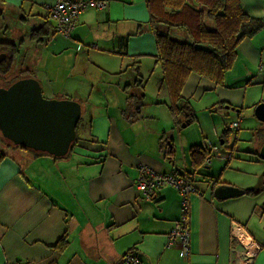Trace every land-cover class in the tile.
Instances as JSON below:
<instances>
[{"label":"crops","instance_id":"crops-1","mask_svg":"<svg viewBox=\"0 0 264 264\" xmlns=\"http://www.w3.org/2000/svg\"><path fill=\"white\" fill-rule=\"evenodd\" d=\"M98 1L105 7L88 8L64 38L56 34L48 15L56 0H0L2 43L17 50L6 76L27 49L48 52L51 56L45 58L52 64L43 70L21 63L19 74L7 83L34 77L45 98H71L82 107L77 141L63 158L16 148L0 135V264H120L128 252L142 264H232L239 246L233 234L240 231L262 246L253 264H264V173L259 178L241 170L228 174L232 150L227 158L218 148L230 135L237 142L247 121L256 126L249 114L264 103V0H240L245 14L261 27L239 43L223 81L196 73L187 77L177 106L188 105L192 120L170 109L148 0ZM189 4L198 7L194 0ZM43 27L49 28L48 34L33 39V31ZM0 58L4 62L10 57L5 52ZM134 62H139L143 87H134ZM88 72L102 79L85 82ZM76 74L84 80L74 86ZM148 75L147 87L143 77ZM141 93L142 109L127 115L129 96ZM233 124L237 129L231 130ZM257 126L253 151L262 160L263 125ZM193 147L206 150L210 165L194 167ZM213 157L227 158L226 164L212 163ZM140 166L189 175L196 186L198 194L189 200L188 257L177 242L168 246L182 216L179 192L167 186L145 202L135 187ZM223 186L244 193L218 199L214 191ZM62 239L67 244L59 248Z\"/></svg>","mask_w":264,"mask_h":264},{"label":"trees","instance_id":"trees-1","mask_svg":"<svg viewBox=\"0 0 264 264\" xmlns=\"http://www.w3.org/2000/svg\"><path fill=\"white\" fill-rule=\"evenodd\" d=\"M194 1L198 6L197 8L191 6L189 0L147 1L151 29L156 38V60L163 73L162 85L168 89L171 97L170 109L173 113H176V110L181 111V113L186 115L187 120L194 118L190 107L188 105H184L181 108L177 106V102L181 99V90L187 77L191 73H196L217 83H221L225 73L231 69L235 61L239 43L244 38L253 36L261 27L260 21L252 20L245 14L240 0ZM48 15L50 18V13ZM175 28L184 31L187 29L188 40L181 41L171 36L170 32ZM44 32L47 35L49 28L43 27L34 30L32 38L38 39L39 35ZM5 52L7 58H10L0 63V78L2 79L11 70V58L16 55V46L0 43V53ZM130 68L136 77L134 87H143L139 74V62H134ZM27 75L28 73L25 72L23 77ZM30 78L34 77L26 79ZM18 80H23V78ZM10 84L8 83V86ZM144 99V93L130 95L127 115L139 113L144 105ZM131 116L129 117L131 118ZM76 132L78 135L79 125ZM228 132H225V137L228 136ZM1 139H4L2 135ZM76 141L77 136L71 146L70 152L73 150ZM12 145L16 148L30 151L33 154H45L32 151L21 145ZM190 155L192 163L196 168L203 165L205 159L209 156L206 150L201 147H193ZM182 176H186L191 180L189 175ZM246 193L250 195L260 194V192L255 190H248ZM66 244L67 241L62 239L58 247L62 248Z\"/></svg>","mask_w":264,"mask_h":264},{"label":"water","instance_id":"water-1","mask_svg":"<svg viewBox=\"0 0 264 264\" xmlns=\"http://www.w3.org/2000/svg\"><path fill=\"white\" fill-rule=\"evenodd\" d=\"M81 115L82 107L77 101L45 98L37 79L18 80L0 88V135L12 144L32 151L54 158L67 156L76 139ZM254 115L263 125L260 131L264 137V103L256 106ZM259 156L264 160V143ZM243 193L231 186L214 191L218 199H229Z\"/></svg>","mask_w":264,"mask_h":264},{"label":"built area","instance_id":"built-area-1","mask_svg":"<svg viewBox=\"0 0 264 264\" xmlns=\"http://www.w3.org/2000/svg\"><path fill=\"white\" fill-rule=\"evenodd\" d=\"M105 5V2L98 0H56L49 10L56 34L69 38L83 12L88 8L103 9ZM235 129H237V124L231 126V130ZM210 163L211 157L208 156L205 164L210 165ZM167 186L175 188L182 199V216L168 236V246L177 242L182 255L188 257L190 252L189 200L191 195L198 194L196 186L186 176L158 173L147 166L138 167L135 187L142 194L145 202L152 201L156 194ZM240 232V234H233L234 238L239 241V246L234 250L232 264H253L262 246L255 243L244 231ZM120 264L142 263L133 252H128L123 256Z\"/></svg>","mask_w":264,"mask_h":264},{"label":"rangeland","instance_id":"rangeland-1","mask_svg":"<svg viewBox=\"0 0 264 264\" xmlns=\"http://www.w3.org/2000/svg\"><path fill=\"white\" fill-rule=\"evenodd\" d=\"M2 8L0 7V43H2ZM15 23V21L13 22ZM208 26V25H207ZM211 28V27H210ZM187 29L181 30L179 28H175L172 29L171 36H173L175 39L181 40V41H187L188 40V33L186 32ZM39 56H43L42 58H39ZM45 56H51L48 52H38V53H34V51L32 49L28 50L26 52H24L23 54H21L15 63V66L12 70V72L5 77V79L0 78V88L8 85L7 81H10L16 74H19V65L21 63H32V67L34 68H42L43 70H47V68H49L50 66H52L51 63H49L48 59L45 58ZM1 57V55H0ZM2 62V60L0 61V63ZM149 64L153 63L150 62L148 60ZM54 63V62H53ZM58 63H60L58 61ZM56 61V65L59 66ZM63 65V64H62ZM148 71V67L147 69H145ZM144 70V71H145ZM143 71V72H144ZM154 71V70H153ZM17 72V73H16ZM66 73V69H64V67L62 68V74ZM88 76L89 78L85 81V82H89L90 80L97 82L99 81L100 77L102 79V76H98V74H91V72H88ZM150 77L151 76H145L143 77L146 86L148 87V85H151L150 83ZM55 80L57 81L60 78V73H57V75L54 76ZM81 80H84L83 76H77V74L74 77V82L73 85L76 86L78 85V83H80ZM59 83V82H58ZM57 83V85H58ZM78 92H80L81 90L78 89ZM97 94V92H95ZM80 94V93H79ZM95 95V94H94ZM80 97L83 98V96L81 95ZM68 99V98H66ZM70 100H73L70 98ZM243 116V115H242ZM249 116L251 117V121L256 123V126L259 125V127H261L262 125H260L259 121H257V119L255 118L254 115V110L249 114ZM254 124H251L249 121H247L245 124H243L242 126H240L241 130L239 131V137L237 142L234 141L233 135H230L229 138L226 140V142L224 143V145H218L219 149L221 148L224 152H225V156L228 158L230 156L229 151L227 150H232V160H231V168L229 170H227L226 172H228V174H237L239 172V170H241V173H245L246 176L248 177H254L257 176V178H259L260 176H258V174H263L264 173V161L260 160L257 155H255V152L253 151V143L255 142V140H257V135L256 133H254L253 131H255L257 129ZM254 129V130H253ZM3 141H5L6 143L10 144L11 143L5 139H3ZM220 149V150H221ZM226 158V159H227ZM226 159L223 161L222 159L220 161H218V158L215 159L213 157L212 163H215L217 165L219 164H226L225 161ZM238 163H240L241 165H237ZM223 167V166H222Z\"/></svg>","mask_w":264,"mask_h":264},{"label":"flooded vegetation","instance_id":"flooded-vegetation-1","mask_svg":"<svg viewBox=\"0 0 264 264\" xmlns=\"http://www.w3.org/2000/svg\"><path fill=\"white\" fill-rule=\"evenodd\" d=\"M2 53H0V55H1ZM8 85H6V86H4V87H7Z\"/></svg>","mask_w":264,"mask_h":264}]
</instances>
